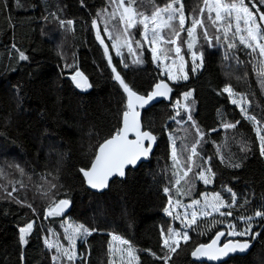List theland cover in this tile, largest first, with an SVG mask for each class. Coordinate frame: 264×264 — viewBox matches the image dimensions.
<instances>
[{
	"label": "trees",
	"instance_id": "16d2710c",
	"mask_svg": "<svg viewBox=\"0 0 264 264\" xmlns=\"http://www.w3.org/2000/svg\"><path fill=\"white\" fill-rule=\"evenodd\" d=\"M154 2L163 6L168 0ZM253 2L255 8L245 0L253 11L256 8L264 11V5L258 0ZM183 3L187 28L190 19L200 14L203 0H183ZM137 6L150 14L153 4L150 0H138ZM107 11H113L110 0H0V168L5 173L0 176V264H53L52 257L57 253L48 247L47 237L56 240L59 234L68 245L62 225L66 218L75 225L83 224L95 230L76 242L77 259L72 264H111L112 235L131 242L138 264H165L152 253L164 256L168 251L163 248L161 229L166 236L173 225L164 211L170 195L180 204H188L205 193H220L231 202L227 191L231 188L237 196L236 205L230 209L233 220L253 218L256 211H264V157L259 154V138L254 125L223 91L230 85L245 93L251 102L249 114L264 125V88L261 86L264 77L254 71L253 57L243 50L220 46L211 35L215 29L208 24L205 12L213 43L210 45L204 39L203 30L198 27L197 45L192 49L203 52L202 70L193 71L189 62L188 80L172 84L162 77L139 28L132 34L134 52L129 53L127 47L123 50L124 63L113 53L104 34L103 16ZM53 14L60 20H73L74 30L62 29ZM93 21L98 23L109 45L111 64L97 42ZM114 24H118V19ZM51 26L62 29L63 36ZM182 39V54L188 58L187 35L182 34ZM65 41L69 43V50ZM234 51L242 63L238 64L232 57ZM19 52L28 59L20 60ZM225 53L230 54L228 58ZM136 57L140 63H133ZM113 66L141 96H148L156 84L168 81L173 88V99L144 111V129L157 140L153 157L137 170H129L126 180H115L108 192L98 195L86 187L80 169L90 168L99 144L121 128L123 112L128 110L126 94L114 79ZM77 68L87 77L90 88L75 86L71 77ZM189 92H193L189 102L192 123L184 129L174 122V104ZM179 113L180 119L185 120L186 113ZM225 121L240 123L226 129ZM169 133L185 160L190 155L188 149L199 141L200 157L212 158L210 165L215 173L212 187L194 180L193 188L188 191L185 181L175 184L178 177L173 173L183 169H177L172 160ZM201 134L203 138L199 140ZM245 147L250 151L242 150ZM194 160L201 162L199 157ZM234 163L241 166L231 167ZM12 164H19L25 175L9 167ZM17 181H22L25 187ZM49 181L57 185L51 191ZM13 187L18 189L13 196L31 203L35 213L7 197L5 189L10 192ZM166 187L171 190L169 193L164 192ZM178 187L180 194L176 192ZM61 199L73 204L70 215L45 218L47 205ZM32 221L35 223L26 238L28 243L23 244L19 229ZM210 231L199 223V228L190 231V240L180 244L167 264H198L192 258V251L200 244L209 243L217 231L226 233L219 224ZM255 232L260 236L249 239L255 243L252 252L226 264H264V220L261 218ZM59 264L69 262L62 257Z\"/></svg>",
	"mask_w": 264,
	"mask_h": 264
},
{
	"label": "snow or ice",
	"instance_id": "6c2138e0",
	"mask_svg": "<svg viewBox=\"0 0 264 264\" xmlns=\"http://www.w3.org/2000/svg\"><path fill=\"white\" fill-rule=\"evenodd\" d=\"M110 2L114 5L113 11L109 14L112 18H117L118 23L123 22L124 28L120 35L124 36V44L127 46L128 52L133 53L134 49L132 47L133 38L131 33H129V29L139 28L142 32L144 40L149 41L152 45H158L159 43H165L168 45H174V49L170 48L167 51L163 52L165 59H168L167 52L172 51L176 58H178L180 64V72L181 75H172L169 70L168 75L172 80L178 79H188V75L183 73L184 67V56L181 55V46L177 44V40L180 38L181 33H185L188 37L187 42V50L191 52L192 55V63L194 65L193 71L197 67H202L203 65V52H199V54L195 51H192L193 44L197 40V28H201L202 35L204 39L211 45V38H209L208 27L205 23V12H207V22L211 26L216 29V32L222 33L224 40L227 42V48L235 50L237 48V39L239 45L244 48L250 50L249 55L253 57L254 60L259 59L260 70L259 75L264 77V11H260L259 8H256V11H253L252 8L245 3V0H203V7L200 9V14L198 16H194L190 19V26L187 28L186 25V15L184 10L183 0H168L166 4L163 6H158L155 4L154 0H150L153 4L152 11L150 14H146L143 11H140L136 5L138 0H110ZM249 2L253 3V8L256 7L255 2L253 0H249ZM260 5H264V0H258ZM214 14V15H213ZM54 18L59 22L62 29L66 30H74V21L73 20H60L58 16ZM257 16H259V20H257ZM46 19V17H45ZM93 25L97 28L96 38L100 41L102 45H104V52L108 55L109 64L112 63V56L109 54V45L105 43L104 38L101 36L99 26L96 24V21H93ZM168 29V33L162 35L163 29ZM234 29V31H233ZM104 31L108 32L107 24H105ZM229 32H232V36L229 37ZM151 33V35H149ZM217 41L220 40V36L216 35L214 37ZM109 39H116L117 42L113 43L112 47L117 49L116 55L121 56L122 53L120 51V44L117 38H114L111 33H109ZM137 45L143 46L141 41H134ZM15 48V45H13ZM158 49L157 47L152 48L153 59H159L156 55ZM230 54L225 53V58H228ZM232 57L236 59L237 63H242L239 58L235 55V51L231 53ZM20 60H27L28 57L23 53L19 52ZM197 59H199V64H197ZM138 57L133 60V63H140ZM173 64L176 63V60L172 61ZM125 67H128V64L125 63ZM66 67H75V65H66ZM112 72L115 74L114 79L122 86L124 92L127 93L128 103H127V111L123 112V127L117 129L115 133L109 139H105L98 146V152L95 155L93 162L89 169L85 170L81 168L80 171L83 173V176L86 178L87 184L96 190H104L109 187V180L114 176L123 177L125 175V168L129 165H136L137 161L142 157H147L149 153L152 151L151 144L155 143L156 137L149 131H141V124L139 120V113L135 110L137 104L140 107H143L148 101L152 100L157 96H166L168 93L172 91V89L166 83H158L155 85V91H153L147 98L144 96L137 95L132 88L125 82L120 72L117 71L116 67H112ZM72 80L76 83L77 87L80 88H90L91 84L88 83L87 77L83 74V72L79 71L77 68L75 74L71 77ZM264 84V81H262ZM224 92L228 93L229 96H237L239 97L232 99V103L234 105H240V111L244 114L245 118L255 125V131L259 138V154L261 157H264V135H261L262 127L261 121L257 120L255 115H251L248 113L247 109L243 107V104L246 101L244 94L234 93V90L230 85L226 86L223 89ZM185 98L191 95V93H185ZM250 103V102H248ZM188 119L192 120L191 115H188ZM240 121H236L235 123H230L225 121L223 123L224 128H235ZM197 133L200 132L199 128L196 129ZM134 133L135 139H128V134ZM203 138V134H201V139ZM145 141H149L150 143L145 146ZM197 141L196 144H193L188 151L190 155L184 160V163H181V159L178 157L177 149L175 143L172 146V160L177 167V169H183V171L174 172L173 175H176L178 178L175 180L176 185H181V181H185L188 183L186 178L188 177L189 172H192L193 166L200 168L201 170L195 173V175L202 180L205 184H209L212 182V179L215 177V173L212 172L211 165L209 161L212 159L208 157L204 159L200 157V154L197 151ZM244 151H250L247 147L243 148ZM194 157H199L201 162H197L194 160ZM223 157H221V161L223 162ZM231 167H240V163H234L230 165ZM9 167H14L21 176L25 175V170L19 164H12ZM5 175L3 168H0V176ZM21 187H25L22 181H17ZM50 189H55L57 187L56 184L51 183ZM42 187V186H41ZM15 187H13L12 191H7L5 189L6 195L8 198L15 200L16 203L21 204L22 206H26L32 210L33 213L36 212V209L32 206L31 203H27L26 201H21L16 199L13 196V193L17 191ZM171 190L169 188H165L164 192L169 193ZM228 193L231 195V202L225 201L220 193H214L211 200L205 199L203 209L200 211L195 210V206L200 205L201 201L198 199H194L192 204L188 207H193L194 210L191 212L185 211L182 216L179 213H174L170 211V207H175L180 205V201L176 200L175 204H173V198L170 195L168 198L169 207L164 209L165 213L169 216H174L175 219H180L184 224L185 229H194L199 228V219L200 217L207 218L211 216L213 213H218L221 217L232 216L231 211H222V209H231L236 205L237 196L236 193L233 192L231 188L227 189ZM177 194H180L181 189L178 187L176 189ZM48 195L47 192L44 193ZM207 197V194H205ZM247 198H245V203H247ZM70 200L61 199L59 201L51 202L47 205V216H60L63 215L65 209H67L70 205ZM256 217H260L264 220V211H256L254 213ZM47 216L45 218H47ZM246 227L241 231H236V226L234 223H229L227 225L229 231L227 235L229 236H251L253 239L260 236L259 232H253V225L250 221L253 219L251 216L242 217ZM222 223L223 221H219ZM35 221L28 222L25 227L19 229V240L23 244H27L26 235L29 234L33 229V224ZM212 226H215L213 223ZM68 231V229H66ZM94 229H89L85 227L83 224L76 225L71 229V234L68 236L69 247L65 248L61 245H55L52 243H48V247L57 248L60 255H54L52 257L53 264H59L61 258H66L69 264H72L73 261L77 259V252L75 251L76 242L78 238H86L88 235L92 234ZM161 235L163 238V248H166L168 251L164 256H156L155 253H152L156 259H162L167 264V261L171 259V254L177 251L179 248L181 241L185 244L190 240V236L188 231H179L173 228H169L167 230V235L164 236V229H161ZM225 236L224 231H217L214 238L210 243L200 244L192 251V256L194 257H206L210 260H218L222 256H227L229 253L236 252H246L248 249L252 247L251 240L245 241H232L228 240L222 246L220 245L221 238ZM113 240H120L121 244L127 245V248L124 251L127 253V256L130 260H138L139 258L134 255L135 249L131 245V242L128 240H123L120 237L113 235ZM47 243V241H46ZM110 251L115 254L114 249H110ZM83 259V257H80ZM112 264H115V261H112Z\"/></svg>",
	"mask_w": 264,
	"mask_h": 264
},
{
	"label": "rangeland",
	"instance_id": "374dc122",
	"mask_svg": "<svg viewBox=\"0 0 264 264\" xmlns=\"http://www.w3.org/2000/svg\"><path fill=\"white\" fill-rule=\"evenodd\" d=\"M111 4H112V3H111ZM136 7H137L138 9L140 8V7H138L137 5H136ZM112 9H114V5H113V4H112ZM150 11H151V9H150ZM143 12H145L146 14H149V11H147V10H144ZM110 13H111V11H107V12L104 14V16H103V19H104V21H103V25H104V27H105V24H107V27H108V32H105V31H104V34L106 35L108 41L110 42L111 48H112L113 53H114L115 55H116V51H117V49H116L115 47H112V45H113V43H116L117 40H116V39H109V33H111L112 36H113L114 38H117V39H118V42H119V44H120V51H121L122 55H121V56H117V55H116V56L119 57L120 60H122V62L124 63V61H123V58H124L123 50H125V48H126L127 46L124 44V40H123V37H124V36L120 35V33L123 31L124 24H123V22H119L118 24H114L115 21H116V19H118V16H117V18H112V17L109 15ZM213 15H214V14H213ZM257 20H259V16H257ZM210 27H211V26H210ZM51 28H52V29H55L56 32H57L61 37L63 36V31H62V29H57V28L54 27V26H51ZM213 28H214V27H213ZM137 29H138V28H132V29H129V33H131V35H132L133 32H134L135 30H137ZM214 29H215V28H214ZM233 31H234V29H233ZM167 33H168V29L165 28V29L162 30V33H161V34L164 35V34H167ZM182 34H186V33H181L180 38L177 40V44H179L181 47H183V46H182V45H183ZM149 35H151V33H149ZM211 35H212L213 37H215L216 35H219L221 38H220L219 41H217L218 44H220V46L223 45L224 48H227V46H226V45H227V42L224 40L222 33H218V32H216V29H215L214 32H211ZM142 36H143V35H142ZM231 36H232V32H229V37H231ZM236 39H237V48H236V49H237V50H238V49L243 50V52H244L246 55H249V51H250V50H248V49L244 48L243 46L239 45L238 38H236ZM143 40H144V38H143ZM144 42H145V44L147 45V47H149V50L151 51L152 57H153L152 48H153V47H157L158 51H157L156 55L159 57V59H153V60H154V62H155V64H156V66H157L159 69L162 70V73H163V74H162V77H164V78H166L167 80H169V79H170V78H169V75H168L169 70L171 71V74H172V75H177V76L181 75L180 68H179V64H180V62H179L178 58L175 57L174 52H172V51H168V52H167L168 59H165V58H164V55L162 54L163 52H165V51H167L168 49H170V47H172V49H174L175 46L173 47V46L168 45V44H165V43H159L158 45H152V44H150L149 41H147V40H144ZM65 43H66L67 49L69 50V43H68V45H67V42H66V41H65ZM212 43H213V38H211V44H212ZM196 45H197V41H195V43L193 44V47H196ZM192 49H193V48H192ZM227 49H228V48H227ZM236 49H235V50H236ZM231 50H233V49H231ZM193 51H195V50H193ZM195 52H196V51H195ZM198 54H199V53H198ZM181 55H183V54H182V49H181ZM249 56H250V55H249ZM173 60H176V63H175V64L172 63ZM189 62H191V64L193 65V63H192V55H191V52L188 53V58H186V56L184 55V67H183V73H186L187 75H188V73H187V63H189ZM254 62L256 63V65H254V71H255L256 73H259V70H260L259 59L254 60ZM197 64H199V59H197ZM242 65H243V64H242ZM193 67H194V65H193ZM202 67H203V65H202ZM202 67H197V68L195 69V72H199V71H201V70H202ZM188 78H189V76H188ZM187 80H188V79H187ZM187 80H184V79H182V78H181V79H178V80H172V79H170L169 82H170V83H173V82H174V83H181V82H186ZM261 86L264 88V84H261ZM233 90H234V93L244 94V96H245L247 102H245V103L243 104V107H245V108L247 109L248 113H249V110H250V108H251V102H250L248 96H247L245 93L238 92V91H236L235 89H233ZM190 93H191L190 96H188L187 98H185V95H183L182 98H181L180 100L176 101V103L174 104V109H175V112H176V118H175L174 122L177 123L179 126H181V127L184 128V129H185V128L187 129L188 125H189L190 123H192V121L188 119V115H192L191 112H189V111H191V107H190L189 102H190V100H192L193 92H190ZM226 94L229 96L228 93H226ZM229 98H230V100H231V102H232V99H234V98H237V99H238L239 97H237V96H229ZM248 102H250V103H248ZM236 106H237V107L239 108V110H240V105H236ZM181 111H184V112L186 113V116H187V117H186L185 120L180 119L181 114H180L179 112H181ZM242 114H243V113H242ZM243 115H244V114H243ZM255 127H256V126L254 125V128H255ZM189 132H191V131H189ZM261 135H264V127H262ZM168 136H169V138H170V142H171V151H172L173 143H175V146H176V149H177L178 157L181 159V163L183 164L185 159H184L183 157L181 158V156H180V153H179L178 148H177L176 140L174 139V137L172 136L171 133H169ZM200 138H201V136H199V140H200ZM193 159H194V158H193ZM209 164H210V161H209ZM197 168H198V167L193 166L192 172H189L188 177L186 178V180L188 181V183H185V184H186V187L188 188V191H190V190L193 188V184H192V182H193L194 180H198V182H200L201 184H203V185H205V186H210V187H212L213 184H214L215 177H214V179H212V182L209 183V184H205L202 180H200V179L195 175V173H197L198 171L201 170V169L199 168V169L197 170V172H195V170H196ZM205 194H207V197H205ZM205 194H202V195L200 196V198L198 199V200L201 201V204L195 206V210L200 211V210L203 209V205H204V202H205V199H206V198H207L208 200H211L213 194H211V193H205ZM220 196H221L225 201H227V200L225 199V197H223L222 195H220ZM173 204H175L174 201H173ZM191 204H192V202H190V203H188V204H180L179 206H175V207H170V211H172V212L174 213V215H175L176 213H179V214H181V216H182V214H183L185 211L191 212L192 210H194L193 207H188V206H190ZM168 207H169V205H168ZM222 211H230V209H222ZM166 215H167V213H166ZM167 216L171 219V222H172V224H173V225H172V228H173V229L179 230V231H181V232H183V231H188V233H189V235H190V231H191L192 229H185L184 224L181 222L180 219H175L174 216H169V215H167ZM52 217H55V216H52ZM52 217H50V218H52ZM259 218H260V217H253V219L250 221V223L253 225V228H252V231H253V232H254L255 230H257L258 227H259ZM219 221H223V222L220 223ZM198 223H200V224L203 226V228H205V229L207 230L208 233H210V232H211L210 230L212 229V227H214V226H212L213 223H214V224H219V225L223 226V227L226 229V233H225L226 238H225V240H249V239L252 238L251 236H229V235H227V233H228V231H229L227 225H228L229 223H234V224H235V226H236V231H241V230H243V229L246 227V224L244 223L243 219H239L238 221H235V220H233V217H232V216L221 217V216H219L218 213H213L211 216H209V217H207V218L200 217ZM62 225L64 226V228H63V237H64V240L67 241L68 245H66V244L64 243V241L61 240L59 234H56V236H57L56 240H52L50 237H47V245H48V243H52V244H55V245H61V246L65 247V248H68V247H69L68 236L71 234V229H72L73 227H75L76 225L74 224V222H73L70 218H66L65 221L62 223ZM66 229H68V231H66ZM32 230H33V229H32ZM31 232H32V231H31ZM31 232H30V233H31ZM30 233H29V234H30ZM29 234H27L25 238H27ZM112 237H113V235L111 236V248H110V249H114V250H116V251H115V254H113V252L110 251V256H111L112 261L114 260V261H115V264H138V260H130V258L127 256V253L124 251V249L127 248V245L121 244V243H120V240H113ZM117 237H118V236H117ZM79 239H80V238L77 239V242H78ZM181 243H184V242L181 241ZM181 243H180V244H181ZM51 249H54V250L56 251L57 255H60V253H59V251H58L57 248L54 247V248H51ZM134 255L137 256L136 252L134 253ZM111 264H112V263H111Z\"/></svg>",
	"mask_w": 264,
	"mask_h": 264
},
{
	"label": "water",
	"instance_id": "95a60500",
	"mask_svg": "<svg viewBox=\"0 0 264 264\" xmlns=\"http://www.w3.org/2000/svg\"><path fill=\"white\" fill-rule=\"evenodd\" d=\"M96 24L98 25V23L96 22ZM95 29L97 30V28L95 27ZM102 36V35H101ZM103 37V36H102ZM97 39V38H96ZM97 42L99 43L100 46H102L104 48V45H102L100 43V41L97 39ZM106 43V42H105ZM109 54H110V51H109ZM107 58H108V55H107ZM163 83H166L171 89L172 91L170 93H168L166 96H157L155 98H153L152 100L148 101L147 104H145L143 107H140L139 104L136 105L135 107V110L139 113V120H140V124H141V131H146L144 129V126H143V114H144V111L146 110H149L151 109L152 107L158 105V104H161V103H170L172 102V99H173V88L171 86V84L168 82V81H163ZM75 86H76V83L74 82ZM77 87V86H76ZM77 88H80V87H77ZM155 91V87L153 88L152 92ZM151 92V93H152ZM150 93V94H151ZM126 94V97H127V93L125 92ZM149 94V95H150ZM139 95V94H137ZM148 95V96H149ZM141 96V95H140ZM145 98H147V96H144ZM127 103H128V97H127ZM123 127V118H122V123H121V128ZM128 139H135V134L134 133H129L128 134ZM145 146H147L150 142L149 141H145ZM156 147H157V140L155 141V143L151 144V148H152V151L149 153V155L147 157H142L140 160L137 161L136 165H129L125 168V175L123 177H119V176H114L112 178H110L109 180V187L100 191V190H96V189H93L91 188L88 184H87V181H86V178L83 176V173H82V176L84 178V181H85V184H86V187L93 193L95 194H98V195H102L106 192H108L110 190V187H111V184L115 181V180H120V181H124L126 180L127 178V173L129 170H137L139 167H141L143 164H146L149 162V160L153 157L155 151H156ZM98 152V151H97ZM72 208H73V204L70 203L69 207L67 209H65L63 215H60L58 217H65V216H68L70 215L71 211H72ZM47 215V214H46ZM48 218L52 217V216H47ZM226 236L222 237L221 238V241H220V245L222 246L225 242H227L228 240H225ZM232 241H236V240H232ZM239 241H245V240H239ZM211 242V241H210ZM209 242V243H210ZM255 248V243L252 242V247L250 249H248L246 252H236V253H229L227 256H222L220 259L218 260H210L206 257H194L192 256L193 260L198 263V264H226L229 260L233 259V258H236V257H246L248 256L252 250Z\"/></svg>",
	"mask_w": 264,
	"mask_h": 264
},
{
	"label": "crops",
	"instance_id": "0c3cea01",
	"mask_svg": "<svg viewBox=\"0 0 264 264\" xmlns=\"http://www.w3.org/2000/svg\"><path fill=\"white\" fill-rule=\"evenodd\" d=\"M160 70H161V69H160ZM161 72H162V70H161ZM162 74H163V73H162ZM169 80H170V79H169ZM172 84H177V83H174V82H173Z\"/></svg>",
	"mask_w": 264,
	"mask_h": 264
},
{
	"label": "bare ground",
	"instance_id": "6f19581e",
	"mask_svg": "<svg viewBox=\"0 0 264 264\" xmlns=\"http://www.w3.org/2000/svg\"><path fill=\"white\" fill-rule=\"evenodd\" d=\"M95 194V193H94Z\"/></svg>",
	"mask_w": 264,
	"mask_h": 264
}]
</instances>
